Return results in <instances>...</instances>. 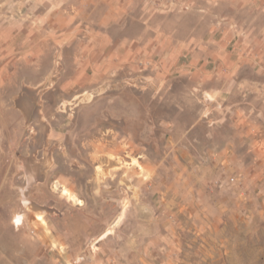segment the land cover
<instances>
[{
  "label": "rangeland",
  "instance_id": "374dc122",
  "mask_svg": "<svg viewBox=\"0 0 264 264\" xmlns=\"http://www.w3.org/2000/svg\"><path fill=\"white\" fill-rule=\"evenodd\" d=\"M6 1L0 5V264H264L261 198L172 191V183L184 181L186 189L198 176L189 162L198 154L178 153L188 167L165 168L174 159L167 144L184 145L182 131L151 130V111L159 119L165 108L151 97L165 95V88L133 82L131 74L84 101H62L63 62L73 60L85 32L68 40L55 33L58 25L46 24L45 54L26 55L36 49L37 33L27 41L15 23L6 36V19L24 13L20 0L8 7ZM221 174L226 182L212 186L243 189L242 173Z\"/></svg>",
  "mask_w": 264,
  "mask_h": 264
},
{
  "label": "crops",
  "instance_id": "0c3cea01",
  "mask_svg": "<svg viewBox=\"0 0 264 264\" xmlns=\"http://www.w3.org/2000/svg\"><path fill=\"white\" fill-rule=\"evenodd\" d=\"M207 1L212 6L207 8ZM19 2L24 13L6 19V36L13 35L15 23L22 25L27 41L37 33V47L26 55L45 54L46 24L58 25L55 33L68 40L85 32L73 60L63 62L62 81L56 80L66 91L62 101H84L96 89L125 84L131 74L133 82L165 88V95L151 97V102L165 105L160 112L164 117L158 119L151 111L156 120L151 130L182 131L184 144L180 150L175 140L167 144L174 159L170 166L164 162L165 168L188 167L178 153L198 154L197 162L189 158L198 166V176L190 177L186 189L184 181L172 183L174 193L257 195L264 201V0ZM12 3L7 0L4 6ZM134 120L140 131L141 103L134 109ZM53 134L60 140L64 133ZM222 171L242 173L243 189L231 192L212 186L224 181Z\"/></svg>",
  "mask_w": 264,
  "mask_h": 264
},
{
  "label": "bare ground",
  "instance_id": "6f19581e",
  "mask_svg": "<svg viewBox=\"0 0 264 264\" xmlns=\"http://www.w3.org/2000/svg\"><path fill=\"white\" fill-rule=\"evenodd\" d=\"M17 221H19V218L17 219ZM108 232H110V231H108ZM107 233H105L104 235H106Z\"/></svg>",
  "mask_w": 264,
  "mask_h": 264
},
{
  "label": "built area",
  "instance_id": "2783aa9c",
  "mask_svg": "<svg viewBox=\"0 0 264 264\" xmlns=\"http://www.w3.org/2000/svg\"><path fill=\"white\" fill-rule=\"evenodd\" d=\"M235 181V179H231V182H234Z\"/></svg>",
  "mask_w": 264,
  "mask_h": 264
}]
</instances>
